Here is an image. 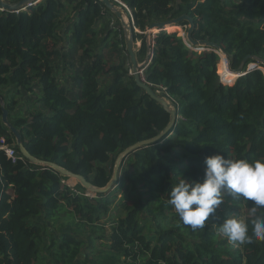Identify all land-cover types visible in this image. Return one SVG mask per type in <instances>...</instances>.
Wrapping results in <instances>:
<instances>
[{"label": "trees", "instance_id": "trees-1", "mask_svg": "<svg viewBox=\"0 0 264 264\" xmlns=\"http://www.w3.org/2000/svg\"><path fill=\"white\" fill-rule=\"evenodd\" d=\"M121 1L141 32H134L139 62L151 48L148 28L182 16L194 21L192 39L216 45L231 70L249 56L264 60V0ZM178 27L184 36L156 34L145 70L147 83L178 103V121L123 161L107 193L87 196L52 168L13 163L0 150V264H95L88 259L100 247L130 264H264V242L235 249L218 231L232 215L251 219L250 201L225 191L197 231L167 203L179 179L203 180L206 157L264 158L262 66L249 60L245 75L230 80L235 75L215 49L194 50L189 22ZM0 96L30 155L97 188L110 183L122 152L157 137L171 119L136 84L124 30L98 0H43L19 15L0 12ZM2 115L0 107V142L16 146Z\"/></svg>", "mask_w": 264, "mask_h": 264}, {"label": "clouds", "instance_id": "clouds-1", "mask_svg": "<svg viewBox=\"0 0 264 264\" xmlns=\"http://www.w3.org/2000/svg\"><path fill=\"white\" fill-rule=\"evenodd\" d=\"M223 152L205 158L202 181L179 179L170 190L167 203L193 231L203 229L223 203L226 191L233 198L252 204V218L232 215L219 227V234L234 247L264 242V158L232 159ZM251 228V233L249 229Z\"/></svg>", "mask_w": 264, "mask_h": 264}, {"label": "water", "instance_id": "water-1", "mask_svg": "<svg viewBox=\"0 0 264 264\" xmlns=\"http://www.w3.org/2000/svg\"><path fill=\"white\" fill-rule=\"evenodd\" d=\"M42 1L43 0H24V1H21L18 3H9L6 0H0V8L5 12H16V11H20V10H27L31 5L40 3ZM98 1L101 2L106 7V9L119 20V22H120V24L124 30V34H125V38H126V44H127V50H128L129 56H130V61H131V66H132V74H133V77H134L136 84L143 90V92L147 96H149L152 100L157 102L164 110H166L170 114V117H171L170 123L167 126V128L161 134H159L157 137H155L153 139L139 142V143L131 146L130 148H128L124 152H122L116 160L113 178L110 181V183L105 188H97V187L93 186L91 183H89L82 176L75 175V174L57 166L54 163L43 164L41 161L37 160L35 157L30 155L22 143V137H21L19 131L9 122V113L6 109V103L4 102L2 97L0 96V107L2 108V111H3V115H2L3 124L12 133V135L16 141V147L20 151V155L26 161H28L34 165H46V166L52 168L53 170L61 173V175L64 176L65 178H68L69 181L75 180V182H77V184H79L82 188H84L86 190V192L88 194L87 196H91V197H95L98 194L107 193L118 182L119 170H120V167H121V164L123 163V161L130 154L134 153L135 151L139 150L140 148H144L146 146L152 145V144L158 142L159 140H161L164 136L168 135L172 131L173 127L176 125V123L178 121V112H177V110H175L172 103L168 102L164 97L159 95L156 92V90H154L149 84L144 83L139 76V72L144 67V64H141L137 58V44L135 42L134 29H133V25L131 24L129 15L127 14V12L123 8L119 7V5H117L112 0H98ZM125 19H126V21H125ZM182 21H188L189 22L187 39L193 46L197 47L196 51H198L197 50L198 48H202L203 51L204 50L210 51L211 49H215L214 51H216V53H218L220 58H221V54L226 57L229 71L232 74L237 75V78L245 75V73H246L245 72V66H246L247 61H249V60L257 61L260 64V66H262V68H260V69L264 72V60L261 58H258L256 56H249V57L245 58L243 63L241 64V66L237 70H235V71L231 70L230 65H229V57L226 56L221 50H217L218 47L216 45H214V44L202 45V44L196 43L192 39V32L194 30L195 24H194L193 19H191L187 16H182L181 18H178V19L171 21V22H168V23L151 25L148 28V33L150 34L155 30L157 32H160L162 29H167V28H171V27H178V25ZM150 51L151 50L149 48L146 62L148 61ZM222 81H223V79H222ZM0 190H1V186H0Z\"/></svg>", "mask_w": 264, "mask_h": 264}, {"label": "built area", "instance_id": "built-area-1", "mask_svg": "<svg viewBox=\"0 0 264 264\" xmlns=\"http://www.w3.org/2000/svg\"><path fill=\"white\" fill-rule=\"evenodd\" d=\"M112 1H114L121 8H123L127 12V14L129 16L131 15V11L128 8V6L125 3H123L121 0H112ZM0 12H3V10L1 8H0ZM13 13H15L16 15H19L20 11H16V12H13ZM133 29H134V32L141 33L135 26H133ZM157 33H159V32H157L156 30L153 31L150 34L146 32L147 42L151 46V48H150L151 51H150V54H149V57H148V61L146 62V60H145L144 62L141 63V64H144V67L139 72V76H140L141 80L144 83H147L146 78H145V70H146V68L148 67V65L152 61V57H153L152 48L154 47V44H155L154 43V40H155V36H156ZM183 36H184V32H183ZM136 44H137V49H139V47L141 46V43L140 42H137ZM187 46L190 49H194L189 43H187ZM156 92L159 95H161L162 97H164L168 102L172 103L173 107L178 112V103L175 100H173L172 98H170L168 95H166L164 89L158 87L157 90H156ZM0 150L1 151H4L6 153V155H7V157L9 159H11L13 163H16L19 159L25 160L20 154L17 153L16 146H10V145H8L6 143V140L4 138L1 139V142H0Z\"/></svg>", "mask_w": 264, "mask_h": 264}, {"label": "rangeland", "instance_id": "rangeland-1", "mask_svg": "<svg viewBox=\"0 0 264 264\" xmlns=\"http://www.w3.org/2000/svg\"><path fill=\"white\" fill-rule=\"evenodd\" d=\"M120 7V6H119ZM129 20V19H128ZM179 28V27H178ZM169 30H178L179 32H181V35L183 36V31L181 30V28H179V29H176V28H170ZM147 33H148V30H147ZM184 35H185V33H184ZM196 50V49H195ZM199 52H203V49L202 48H198L197 49ZM221 58H222V62H221V64L220 65H223V63H224V60H225V58L223 57V55L221 54ZM220 67L221 66H219L218 67V72H219V75L221 76V74H220ZM251 67H253V66H251ZM226 69H227V66H226ZM237 77H234V78H232V79H230V80H234V79H236ZM229 80V81H230ZM67 184L71 187V188H73V189H75L76 188V185H78L77 184V182H75V183H73L72 181H69L68 180V182H67ZM242 215H243V217H247V215H246V212L244 211L243 213H242ZM222 239H225L224 237H222ZM98 244L99 243H97V245H96V247H98ZM231 245V244H230ZM231 246H233V245H231ZM234 247V246H233ZM235 249L237 248L238 249V247H234ZM98 251L100 252V253H96V254H93L92 255V253H91V255H90V257H89V259H88V261L89 262H91V261H94L95 262V264H130V262H127V261H125L124 259H121V258H119V257H114L113 255H106V251H107V249L105 248V247H100V248H98ZM97 260V263H96V260Z\"/></svg>", "mask_w": 264, "mask_h": 264}, {"label": "bare ground", "instance_id": "bare-ground-1", "mask_svg": "<svg viewBox=\"0 0 264 264\" xmlns=\"http://www.w3.org/2000/svg\"><path fill=\"white\" fill-rule=\"evenodd\" d=\"M125 21H126V19H125ZM171 28H173V27H171ZM174 28L179 29L178 27H174ZM169 29H170V28H167L166 30H169ZM224 58H225V60H226V57H225V56H224ZM226 62H227V60H226ZM226 66H227V71H229V69H228V64H227ZM229 72H230V71H229ZM230 73H231V72H230ZM235 77H237V75H235ZM221 78L223 79L224 82L229 81V80L223 78L222 75H221Z\"/></svg>", "mask_w": 264, "mask_h": 264}, {"label": "crops", "instance_id": "crops-1", "mask_svg": "<svg viewBox=\"0 0 264 264\" xmlns=\"http://www.w3.org/2000/svg\"><path fill=\"white\" fill-rule=\"evenodd\" d=\"M138 50V49H137ZM138 52V51H137ZM146 60V59H145ZM140 63H142V62H140Z\"/></svg>", "mask_w": 264, "mask_h": 264}]
</instances>
